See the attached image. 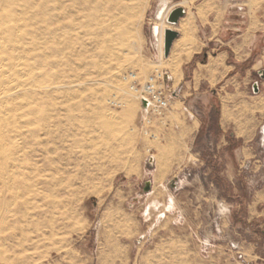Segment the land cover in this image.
<instances>
[{"label": "rangeland", "instance_id": "374dc122", "mask_svg": "<svg viewBox=\"0 0 264 264\" xmlns=\"http://www.w3.org/2000/svg\"><path fill=\"white\" fill-rule=\"evenodd\" d=\"M159 1L0 0V147L15 152L24 178L2 180L16 195L0 193V264H247L243 240L264 255V221L249 226L243 209L264 189V32L247 83L250 158L220 140V149L206 139L190 148L162 125L153 138L131 85L134 74L141 83L159 71L178 78L147 52ZM230 2L240 30L251 18L264 23V0ZM185 81L165 80L170 109L210 115L218 136V96L235 87ZM229 164L245 201L224 196Z\"/></svg>", "mask_w": 264, "mask_h": 264}, {"label": "crops", "instance_id": "0c3cea01", "mask_svg": "<svg viewBox=\"0 0 264 264\" xmlns=\"http://www.w3.org/2000/svg\"><path fill=\"white\" fill-rule=\"evenodd\" d=\"M182 2L160 0L157 3L155 12L158 13L159 20L147 37V52L155 62L164 64L163 68L166 70L171 68L178 70V78L168 71L173 86L176 79L185 81L189 78L185 82H189L194 87L200 86L203 81L214 83L221 80L223 87L233 86L236 92L226 91L225 94L218 96L219 137L212 133L210 115L206 114L207 117L202 119L195 117L192 123L188 124L187 117L193 112L185 105L172 106V110L170 109L166 116L167 125L159 127L158 130L163 135L166 134L169 139L173 136L179 141H186L190 148L197 146L202 139H206L210 149H220L221 144L217 142L220 140L225 145H229L226 148L235 156L242 154L250 158L253 154L248 144L257 134V125L253 109L255 98L248 94L247 83L253 70L251 57L258 49L255 41L261 32H264V23L259 19L251 18L248 26L240 30L238 22L228 15L230 0H187L189 7L181 6L185 9V15L172 28L178 32V36L169 54L165 55L164 30L169 28L166 21L170 13L168 11ZM260 25L263 27L260 28ZM156 27L159 29L158 34L155 31ZM187 70L191 73L188 76H186ZM241 74H244V77H241ZM176 127L178 129H175ZM227 133L232 134L235 139L225 140ZM213 135L216 139H212ZM237 144H241L240 147ZM194 156L197 161L205 162L204 157H199V151ZM227 172L230 188L224 196L230 200L235 198L237 201H245L246 193L235 183L238 181L236 168L229 164ZM243 209L249 226L253 221H264V189L253 193ZM242 242L247 264H259L257 263L259 259L264 262V255L258 251L257 240Z\"/></svg>", "mask_w": 264, "mask_h": 264}, {"label": "built area", "instance_id": "2783aa9c", "mask_svg": "<svg viewBox=\"0 0 264 264\" xmlns=\"http://www.w3.org/2000/svg\"><path fill=\"white\" fill-rule=\"evenodd\" d=\"M169 78L168 72L159 71L141 83L136 75H133L131 88L141 104L143 132L153 138L160 136L157 131L158 125H167L166 116L171 108V97L164 82ZM189 117L194 118V114H190Z\"/></svg>", "mask_w": 264, "mask_h": 264}, {"label": "bare ground", "instance_id": "6f19581e", "mask_svg": "<svg viewBox=\"0 0 264 264\" xmlns=\"http://www.w3.org/2000/svg\"><path fill=\"white\" fill-rule=\"evenodd\" d=\"M156 34L159 33V29L156 27L155 28ZM165 31V30H164ZM2 140V139H1ZM1 145V144H0ZM1 148V153L3 152L5 157L7 158L6 161L1 162L0 161V193L1 192H10L12 194V196L16 195V192L13 191V187L11 188L10 186H8L7 184H3L2 180L3 178H7V182L8 180L11 182H9L10 184H13V186L15 185H21L23 183V179L21 177V166L19 165V163H16L15 158H12L11 156L15 155V152L9 150V149H5L2 146ZM35 170L36 168L33 167ZM4 181V180H3ZM28 187V186H27ZM23 187H21L22 189ZM24 189V188H23ZM27 190L32 191L33 189H31V187H28ZM26 194V193H23Z\"/></svg>", "mask_w": 264, "mask_h": 264}, {"label": "water", "instance_id": "95a60500", "mask_svg": "<svg viewBox=\"0 0 264 264\" xmlns=\"http://www.w3.org/2000/svg\"><path fill=\"white\" fill-rule=\"evenodd\" d=\"M185 15V9L183 7H176L170 11L167 16V21L171 24H177L181 17ZM178 32L172 28H166L164 31V51L165 55H168L174 40L177 38ZM258 86L255 85V91L257 92ZM264 129V128H263ZM149 190L151 182H147Z\"/></svg>", "mask_w": 264, "mask_h": 264}]
</instances>
